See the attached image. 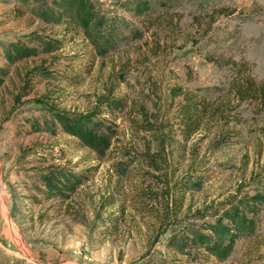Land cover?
Here are the masks:
<instances>
[{
	"label": "rangeland",
	"instance_id": "374dc122",
	"mask_svg": "<svg viewBox=\"0 0 264 264\" xmlns=\"http://www.w3.org/2000/svg\"><path fill=\"white\" fill-rule=\"evenodd\" d=\"M136 1L0 0V65L10 45L36 49L0 85V264H264V198L247 200L246 210L259 207L251 229L233 231L216 255V218L196 214L238 184L239 197L264 195V105L238 101L223 138L205 124L185 142L181 96L170 95L225 96L232 58L264 79V0ZM89 5L118 22L109 46L85 19ZM41 60L15 103L22 73ZM52 165L69 186H43Z\"/></svg>",
	"mask_w": 264,
	"mask_h": 264
},
{
	"label": "trees",
	"instance_id": "16d2710c",
	"mask_svg": "<svg viewBox=\"0 0 264 264\" xmlns=\"http://www.w3.org/2000/svg\"><path fill=\"white\" fill-rule=\"evenodd\" d=\"M136 2L137 4L149 3L148 0H139ZM90 7V5L86 6L85 19L86 21L94 20L93 28L103 40V45L109 46L114 40L113 38L115 37V34L117 35L116 32L119 28L118 22L113 16L106 17L93 13L92 7L91 9ZM228 11L229 10L227 7H221L218 9L217 13L224 14ZM210 17L211 19L208 20V25H211L215 19L213 15ZM33 40L42 41L43 44L45 43L49 47L50 40L42 37L41 35L34 36ZM31 50L33 51L36 49L34 46H25L22 43L20 45H10V48L5 49L3 59L6 61V63L0 65V85L3 82L4 76H6L9 72L8 66L17 62L23 56L26 57L28 54H30ZM44 62L45 60H41V63L32 65L24 70L21 75V83L13 96L15 103L19 102L21 97L27 96L29 94V91L31 90V81L41 76L44 71ZM228 63L229 65L231 64L233 75L229 83L227 94L223 97L219 96L214 99H206L205 97L197 96L191 90H183L181 87L170 89V95L173 98L181 96V99L178 102L176 115L182 128L183 135H185V142L188 141L194 133L202 130V127L205 124H213L217 129V133L219 134L217 136L219 137L218 139H220L221 135L223 138L224 134H227L225 128L231 122L232 114L235 113L238 101L253 99L260 105H264V79L260 82L256 81L255 78L250 74V67L247 62H239L232 58L228 59ZM106 88L108 89V87ZM108 93H111V89L97 97L96 105L108 103ZM46 99L48 98L46 93H44L43 95L34 99V101L37 104H45L48 101ZM160 144L161 152L158 151V153H156L157 156H161L162 152L165 150L164 135L160 139ZM26 152L27 151H23V154ZM160 159H162L164 162L166 161L164 155L160 157ZM47 171L48 174L42 176L43 186H47L51 190L55 189L57 185L62 187L69 186L72 178L66 172V169L62 167H54L52 165L47 167ZM186 178L187 177L181 179L185 181ZM180 180L174 182L172 185L173 187L170 188V191L172 190L173 192L175 191L174 188H178ZM199 181L201 185L202 181ZM189 182L190 181H187L185 183L186 187L189 185ZM241 188L242 184H238L234 193L228 195L225 200L215 203V206L212 205L213 203H210L207 205V207L196 210V214H198L199 218H205L207 215L214 216L216 218V225H211V229L214 230L213 235L216 237L217 241L210 242L207 245V251L211 254H218L217 250L214 249L216 245L224 244L225 248L229 247L231 242L230 240L226 242L225 239L233 231H236L242 227L251 229L250 223L253 222V219L249 217L248 213L259 212V207L257 205H255L257 207L256 209L248 207L246 210L245 204L247 200L251 198H264V195L257 192L251 196L246 194L244 197H239ZM169 200L170 199L167 201V209L170 208ZM209 208H213L212 213L204 211V209ZM228 253L229 251H226L221 256L227 255Z\"/></svg>",
	"mask_w": 264,
	"mask_h": 264
}]
</instances>
